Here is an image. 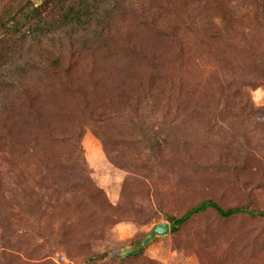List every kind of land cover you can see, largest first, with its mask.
Listing matches in <instances>:
<instances>
[{
  "label": "rangeland",
  "instance_id": "rangeland-1",
  "mask_svg": "<svg viewBox=\"0 0 264 264\" xmlns=\"http://www.w3.org/2000/svg\"><path fill=\"white\" fill-rule=\"evenodd\" d=\"M33 6L58 25L0 0V264H264V217L212 209L134 252L206 200L264 213V0H105L86 29L12 30Z\"/></svg>",
  "mask_w": 264,
  "mask_h": 264
},
{
  "label": "trees",
  "instance_id": "trees-1",
  "mask_svg": "<svg viewBox=\"0 0 264 264\" xmlns=\"http://www.w3.org/2000/svg\"><path fill=\"white\" fill-rule=\"evenodd\" d=\"M105 0H69L64 6H59L57 8L56 0H43L44 9L45 5L50 6V10L56 11L58 19L57 26L54 24L43 23V18L41 16L42 11L39 7L33 6L29 11L24 12L23 16L19 19H13L12 30L17 32L21 25L26 24L30 20H35L34 33L41 35H47V33H56L66 26L76 27V29H86L90 24L98 18V11L101 9L102 4ZM131 4L136 3V0H129ZM25 9V8H23ZM24 10L21 9V12ZM43 23V24H42ZM34 39L38 41V37L34 35ZM208 209H212L221 218H229L239 214L246 213L251 216H262L263 212L257 210H251L246 206H238L231 208H222L218 204L212 201H203L200 204L192 207L186 211L181 216H172L168 219L169 221V231L174 232L178 230L184 223H186L193 216L204 212ZM105 253L98 255L99 259L105 257ZM91 257L89 260H93Z\"/></svg>",
  "mask_w": 264,
  "mask_h": 264
},
{
  "label": "water",
  "instance_id": "water-1",
  "mask_svg": "<svg viewBox=\"0 0 264 264\" xmlns=\"http://www.w3.org/2000/svg\"><path fill=\"white\" fill-rule=\"evenodd\" d=\"M169 232V224L168 222H160L157 225H155L148 234L142 238L137 244L135 251L136 253L143 250V248L152 240H154L156 237L164 236L168 234Z\"/></svg>",
  "mask_w": 264,
  "mask_h": 264
}]
</instances>
